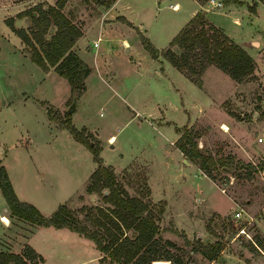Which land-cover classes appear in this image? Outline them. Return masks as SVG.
Wrapping results in <instances>:
<instances>
[{
  "label": "rangeland",
  "instance_id": "374dc122",
  "mask_svg": "<svg viewBox=\"0 0 264 264\" xmlns=\"http://www.w3.org/2000/svg\"><path fill=\"white\" fill-rule=\"evenodd\" d=\"M107 1L0 0V23L13 19L15 27L30 35L35 28L32 13L37 14L39 6L60 10L80 30L72 49L81 47L82 59L93 68L70 112L68 80L18 53L14 45L19 40V47L25 52L27 48L17 35L0 40V163L7 166L21 196L41 200L39 206L46 211L35 206L44 214L58 208L51 200L49 205L48 192H67L75 180L81 183L62 202L95 228L89 220L95 212L89 209L114 205L103 196L109 188L87 190L97 163L92 150L64 127L70 123L99 149L103 164L113 168L128 194L148 201L160 228L163 255L168 250L184 264H209L193 247L196 241H218L222 249L214 264H264V167H260L264 141H259L264 132V4L223 0L222 6L213 7L207 1L200 9L243 49L246 40L256 39L247 50L256 68L237 82L212 64L198 86L163 55L198 8L195 0H118L108 16L112 24L97 27ZM99 36L95 47L93 40ZM123 37L134 46L130 51ZM191 128L198 131L195 139L204 153L233 160L230 170L219 166L211 178L184 155L177 143ZM5 203L0 189V207ZM6 207L0 208L1 251L20 254L29 245L43 257L36 264H116L102 258L94 241L81 234L55 235L54 230L39 227L34 240L42 254L28 241L38 225ZM237 210L242 217H235ZM4 215L9 223L1 219Z\"/></svg>",
  "mask_w": 264,
  "mask_h": 264
},
{
  "label": "trees",
  "instance_id": "16d2710c",
  "mask_svg": "<svg viewBox=\"0 0 264 264\" xmlns=\"http://www.w3.org/2000/svg\"><path fill=\"white\" fill-rule=\"evenodd\" d=\"M111 1L105 4L108 6ZM197 1L205 5L208 0ZM259 1L264 4V0ZM237 2L244 4L242 1ZM254 10L251 5L250 11ZM32 21L35 27L30 31L32 35L23 27H15L13 19H7L6 23L25 43L26 53L31 59L46 71L54 67V70L70 83L71 98L73 99L74 95L78 97L86 89L85 79L91 71L89 65L72 49L80 36V30L65 14L52 7L39 6L38 13H32ZM54 26L56 30L50 31ZM48 32L52 33L45 37ZM144 41L153 57L157 58L156 49L147 39ZM163 55L198 86L205 69L212 64L237 82L250 77L256 68L254 58L208 20L204 11L200 10L174 36L164 49ZM50 119H53L52 116ZM64 127L92 150L97 163L96 169L90 175L87 190L93 192L109 188V193L103 196L112 202L114 207L94 206L89 209L90 212H95V215L89 218L95 228L78 219L66 202L60 204L51 214H44L34 204L19 199L6 167L0 163V189L11 213L37 225L67 227L94 241L96 247L102 251V258L108 257L110 262L116 264H184L182 257L174 258L168 250L164 255L160 251L162 244L157 237L160 228L148 201L144 202L129 195L116 179L113 168L103 164L99 149L93 147L70 123H66ZM197 134L198 131L193 128L183 131L177 144L184 155L211 178L215 177L219 166L230 170L233 160L204 153L198 148L195 139ZM237 163L255 168L251 163ZM260 167H264V160ZM169 243L172 244L170 241ZM195 243L194 250H199L208 260L216 259L222 249L218 241ZM38 259L43 257L29 245L20 254L0 250V264H30L28 260H33L36 264Z\"/></svg>",
  "mask_w": 264,
  "mask_h": 264
},
{
  "label": "crops",
  "instance_id": "0c3cea01",
  "mask_svg": "<svg viewBox=\"0 0 264 264\" xmlns=\"http://www.w3.org/2000/svg\"><path fill=\"white\" fill-rule=\"evenodd\" d=\"M117 1L118 0H112L111 1V3L106 7V10L104 11V13H103V19L102 20H100V22L98 23V25H97V27L99 26V25H108V23H110V21H111V24H112V21H114V20H109V15L113 12V10H114V8H115V6H116V3H117ZM196 1V3H197V5H198V8L197 9H195L193 12H191V18L193 17V15L197 12V11H199L204 5H201L197 0H195ZM219 1H221V5L220 6H222L224 3H223V0H219ZM208 2H209V0H208ZM209 4L211 5V3L209 2ZM173 5H175V4H173ZM212 6V5H211ZM213 7H215V6H213ZM208 9V8H207ZM208 12V11H207ZM207 12H205V15L206 14H208ZM190 18V19H191ZM97 27L95 28V29H97ZM95 31V30H94ZM92 33V32H91ZM12 35L13 36H15L16 38H18L19 36L11 29V27L9 26V25H7V24H4V23H0V40L1 39H9V38H11L12 37ZM18 37H17V36ZM81 38V37H80ZM19 39H21L20 37H19ZM85 39V40H84ZM100 39H101V36H99L97 39H95V40H93L94 41V46L95 47H98V45H99V41H100ZM18 40V39H17ZM22 40V39H21ZM81 40H83L82 41V45H81V43H80V46H83V44L85 43V41L87 40V36L85 35V36H82V39ZM253 40H256V39H249V40H246L245 42H244V44L242 45L244 48H245V50L247 51L248 50V48L251 46V45H255L254 43H253ZM122 42H123V45H124V47L125 48H127V51H130V49L131 48H133L134 46H132L131 44H130V42H129V40H127V38H125V37H123L122 38ZM257 42H259V41H257ZM261 42V41H260ZM262 43V42H261ZM75 45V44H74ZM21 47V43H20V40H19V42L18 43H16L15 45H14V47L17 49V51H18V53L20 52L21 54H24V55H27V53L25 52V51H23L20 47ZM247 48V49H246ZM74 50V49H73ZM80 57H81V55H80V53H81V51L84 53V51L83 50H81V47L80 48H78V50H74ZM250 55H251V52L250 51H247ZM253 55V54H252ZM251 55V56H252ZM82 58V57H81ZM85 61V60H84ZM86 63H88L87 61H85ZM90 65V64H89ZM92 67V66H91ZM175 67V66H174ZM176 68V67H175ZM177 69V68H176ZM49 70H54V67H51ZM92 70H93V68L91 69V71H90V73L89 74H91V72H92ZM178 70V69H177ZM182 73V72H181ZM88 74V75H89ZM183 74V73H182ZM184 75V74H183ZM185 76V75H184ZM88 77V76H87ZM186 77V76H185ZM86 80V79H85ZM203 91V90H202ZM203 94L205 95V97L207 98V95H206V93L203 91ZM70 97V96H69ZM69 97H68V99H69ZM67 101V99L65 100V102ZM49 120V119H48ZM49 121H51V120H49ZM50 128L52 129V126H50ZM111 136H113V135H111ZM2 148V147H1ZM37 158V157H36ZM35 157H33V156H31L30 157V159L31 160H33V159H36ZM0 160H1V157H0ZM2 161V160H1ZM5 165V164H4ZM5 167H6V169H7V171H8V174H9V177H10V180H11V182H12V185H13V187H14V190H15V192H16V194H17V196L21 199V200H24V201H28V202H30V203H33L34 205H36L37 207H40L39 206V204L40 203H42L41 202V200L39 199V198H37L35 201L34 200H32L31 198H26V197H23V196H21L20 194H19V192H18V190H17V187H16V184H15V182L13 181V178H12V176H11V174H10V171L8 170V168H7V166L5 165ZM39 172V171H38ZM40 174V173H39ZM87 178H89V175L87 176ZM87 180V179H86ZM82 187V184L81 183H79V182H76V180H75V182H73L72 183V186L68 189V191L66 192V191H59L58 189L57 190H55V191H52V193L51 192H48L47 193V196H49L48 198H47V201L49 202L50 200H51V203H53V202H55V207H58L60 204H62L63 202V200H69L68 198H70V197H72L80 188ZM18 192V193H17ZM49 199V200H48ZM38 201H40V203L38 202ZM50 203V202H49ZM49 204V205H53V204ZM6 204V205H5ZM5 204H3L0 208H2V210L4 211V209H6L7 207V202L5 203ZM46 203H44V205H45ZM40 205H43V204H40ZM41 208V207H40ZM44 208H41L40 210H42V211H46V210H43ZM50 209H52V208H50ZM47 210L49 213H52L53 212V210ZM2 214H0V216H1ZM39 227H44L46 230H54V234L56 235V233H59V235H61V234H70L69 236H71V237H73V236H80L81 237V235H79L77 232H75V231H72V230H70V231H68L67 230V228L66 227H60V228H57V227H54V226H43V225H38V226H36V227H34V230L32 231V232H30V238H28V241H29V243L32 245V246H34L35 248H37L40 252H43L42 254H44V251L42 250V248H40V243L37 241V240H34V237H35V235H36V233L38 232V230H39ZM75 234H77V235H75ZM83 238V237H82ZM217 262V260L216 259H214V260H210L209 261V264H214V263H216Z\"/></svg>",
  "mask_w": 264,
  "mask_h": 264
},
{
  "label": "built area",
  "instance_id": "2783aa9c",
  "mask_svg": "<svg viewBox=\"0 0 264 264\" xmlns=\"http://www.w3.org/2000/svg\"><path fill=\"white\" fill-rule=\"evenodd\" d=\"M209 2L211 3L212 6H220L221 5V1L219 0H209ZM173 8H177V4L172 5ZM259 141H264V132L261 136H259ZM243 212L240 210L235 211V217L236 218H240L242 217Z\"/></svg>",
  "mask_w": 264,
  "mask_h": 264
},
{
  "label": "water",
  "instance_id": "95a60500",
  "mask_svg": "<svg viewBox=\"0 0 264 264\" xmlns=\"http://www.w3.org/2000/svg\"><path fill=\"white\" fill-rule=\"evenodd\" d=\"M53 28L50 29V31H52ZM254 44H256V41H253ZM76 100H77V96H73L72 102L68 108V111H74L75 110V105H76ZM185 161H187V159H185Z\"/></svg>",
  "mask_w": 264,
  "mask_h": 264
},
{
  "label": "bare ground",
  "instance_id": "6f19581e",
  "mask_svg": "<svg viewBox=\"0 0 264 264\" xmlns=\"http://www.w3.org/2000/svg\"><path fill=\"white\" fill-rule=\"evenodd\" d=\"M178 7V6H177ZM111 137V136H110ZM111 140V139H110ZM1 219L6 222V223H9V218L7 216H2Z\"/></svg>",
  "mask_w": 264,
  "mask_h": 264
}]
</instances>
